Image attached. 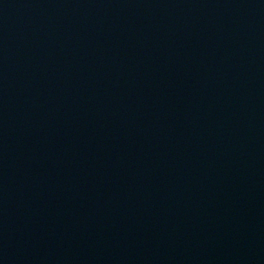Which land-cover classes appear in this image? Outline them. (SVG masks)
<instances>
[{"label":"water","instance_id":"obj_1","mask_svg":"<svg viewBox=\"0 0 264 264\" xmlns=\"http://www.w3.org/2000/svg\"><path fill=\"white\" fill-rule=\"evenodd\" d=\"M0 264H264V0H0Z\"/></svg>","mask_w":264,"mask_h":264}]
</instances>
